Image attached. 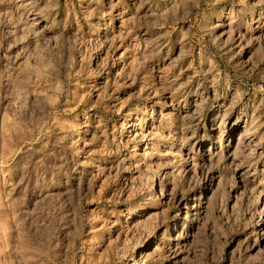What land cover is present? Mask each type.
Masks as SVG:
<instances>
[{
    "label": "rangeland",
    "instance_id": "374dc122",
    "mask_svg": "<svg viewBox=\"0 0 264 264\" xmlns=\"http://www.w3.org/2000/svg\"><path fill=\"white\" fill-rule=\"evenodd\" d=\"M0 264H264V0H0Z\"/></svg>",
    "mask_w": 264,
    "mask_h": 264
}]
</instances>
